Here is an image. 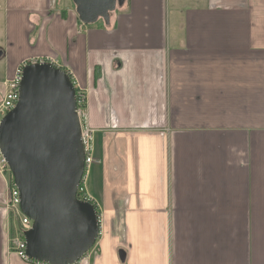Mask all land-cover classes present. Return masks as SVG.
I'll return each instance as SVG.
<instances>
[{
    "label": "crops",
    "instance_id": "0c3cea01",
    "mask_svg": "<svg viewBox=\"0 0 264 264\" xmlns=\"http://www.w3.org/2000/svg\"><path fill=\"white\" fill-rule=\"evenodd\" d=\"M0 14V85L48 61L85 97L99 234L77 264H264V0H125L108 26L71 0ZM10 185L0 264H39L11 251Z\"/></svg>",
    "mask_w": 264,
    "mask_h": 264
},
{
    "label": "water",
    "instance_id": "95a60500",
    "mask_svg": "<svg viewBox=\"0 0 264 264\" xmlns=\"http://www.w3.org/2000/svg\"><path fill=\"white\" fill-rule=\"evenodd\" d=\"M84 26L102 21L125 0H71ZM3 53L0 51V58ZM0 155L31 221L25 256L39 264H77L95 245V207L78 199L84 147L70 76L48 61L22 67L18 101L0 122ZM124 260L123 253H119Z\"/></svg>",
    "mask_w": 264,
    "mask_h": 264
},
{
    "label": "built area",
    "instance_id": "2783aa9c",
    "mask_svg": "<svg viewBox=\"0 0 264 264\" xmlns=\"http://www.w3.org/2000/svg\"><path fill=\"white\" fill-rule=\"evenodd\" d=\"M24 65L19 67L14 72L13 76L10 79L4 81L0 85V88L2 89L0 92V122L3 119V117L11 110H13L14 107L16 106V103L18 101V88L21 79V70ZM74 89H75V100H76V113L80 120L81 138L84 147V174L77 190V197L79 200L88 202L95 207L94 201L90 197H88L85 193L84 181H85V175L88 169L90 168V166H92L93 164H98L99 162L96 161L92 155V131L87 126L82 124V118H83L82 110L85 105L84 94L78 89H76L75 86ZM6 172L10 173L7 165L5 164L4 160L0 155V176L3 179L5 178L4 174ZM10 182L11 185L7 187L8 193L4 205H5V209L14 216L18 225L16 235L13 238V240H11V243L13 244V247H11V251L15 253L21 260L25 262H31L25 256V242L23 237L24 232L30 230L31 221L28 218H26L20 211L19 195L17 189L13 184L12 177ZM6 184L8 185V183Z\"/></svg>",
    "mask_w": 264,
    "mask_h": 264
},
{
    "label": "rangeland",
    "instance_id": "374dc122",
    "mask_svg": "<svg viewBox=\"0 0 264 264\" xmlns=\"http://www.w3.org/2000/svg\"><path fill=\"white\" fill-rule=\"evenodd\" d=\"M1 15V14H0ZM99 24H101L99 22ZM3 44H4V34H3V22H2V19H0V51L3 50ZM7 59L9 60L8 56H3L0 58V81L4 80V75H5V70H6V67H7ZM1 177V176H0ZM4 177L7 181L10 182L11 180V175L10 173H5L4 174ZM93 177V172H89L88 174V177H87V180L89 178V181L87 183V188L90 190V186H91V179ZM14 229V228H13ZM12 229V230H13ZM14 236V234H13Z\"/></svg>",
    "mask_w": 264,
    "mask_h": 264
},
{
    "label": "bare ground",
    "instance_id": "6f19581e",
    "mask_svg": "<svg viewBox=\"0 0 264 264\" xmlns=\"http://www.w3.org/2000/svg\"><path fill=\"white\" fill-rule=\"evenodd\" d=\"M94 248V247H93Z\"/></svg>",
    "mask_w": 264,
    "mask_h": 264
}]
</instances>
